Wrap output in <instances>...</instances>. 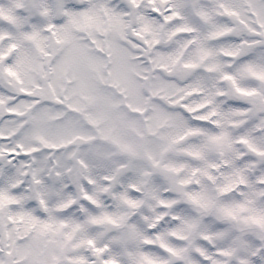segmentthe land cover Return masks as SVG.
Instances as JSON below:
<instances>
[{"label":"snow or ice","instance_id":"obj_1","mask_svg":"<svg viewBox=\"0 0 264 264\" xmlns=\"http://www.w3.org/2000/svg\"><path fill=\"white\" fill-rule=\"evenodd\" d=\"M0 264H264V0H0Z\"/></svg>","mask_w":264,"mask_h":264}]
</instances>
